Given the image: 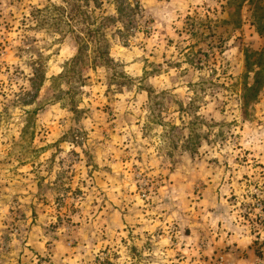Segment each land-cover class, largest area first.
I'll return each instance as SVG.
<instances>
[{
	"label": "rangeland",
	"instance_id": "1",
	"mask_svg": "<svg viewBox=\"0 0 264 264\" xmlns=\"http://www.w3.org/2000/svg\"><path fill=\"white\" fill-rule=\"evenodd\" d=\"M62 3L0 0V264H264V0H110L94 69Z\"/></svg>",
	"mask_w": 264,
	"mask_h": 264
},
{
	"label": "trees",
	"instance_id": "2",
	"mask_svg": "<svg viewBox=\"0 0 264 264\" xmlns=\"http://www.w3.org/2000/svg\"><path fill=\"white\" fill-rule=\"evenodd\" d=\"M110 0H76L74 6V11L71 10L66 12L67 8L63 6L69 4V0H63L61 6H52L51 8H46L43 11L36 10L32 13V18L35 21H38L42 26H61L65 24L69 29L70 33L74 34V41L76 43L77 52L72 62L75 65H88L92 69L96 68V64L102 65L108 59V47L106 32L109 28L112 27V24L118 22L113 17L104 16L96 17L94 14L98 11L103 4H107ZM117 2L118 0H112ZM92 5V10L87 11ZM118 15H122L123 10H125L124 3H118ZM100 11V10H99ZM43 12H46L45 15H42ZM101 12V11H100ZM101 14H103L101 12ZM74 27H80V29L75 30ZM125 26H122L124 29ZM127 30V29H126ZM264 53V51H263ZM259 58L262 56L258 55ZM36 65V64H35ZM248 69L252 70L253 66L260 69L263 67L261 62H254L253 64H247ZM37 67V66H36ZM37 69V68H36ZM36 69L32 72V77L38 83L37 88L40 86L42 79L39 76V71L36 72ZM259 72H255V76L259 75ZM257 92V79L254 81V85L250 88H246L245 94H255ZM244 94V97H245Z\"/></svg>",
	"mask_w": 264,
	"mask_h": 264
}]
</instances>
